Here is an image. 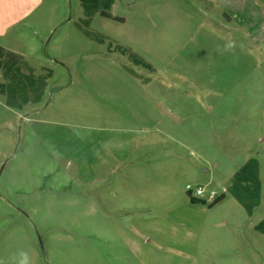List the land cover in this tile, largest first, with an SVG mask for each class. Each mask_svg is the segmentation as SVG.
<instances>
[{"label":"rangeland","instance_id":"374dc122","mask_svg":"<svg viewBox=\"0 0 264 264\" xmlns=\"http://www.w3.org/2000/svg\"><path fill=\"white\" fill-rule=\"evenodd\" d=\"M204 7L113 0L123 21L87 28L79 0L0 8V46L51 72L39 102L0 95V264H264V55L240 37L213 52ZM250 157L261 191L247 216L227 189ZM186 186L224 199L193 204Z\"/></svg>","mask_w":264,"mask_h":264},{"label":"trees","instance_id":"16d2710c","mask_svg":"<svg viewBox=\"0 0 264 264\" xmlns=\"http://www.w3.org/2000/svg\"><path fill=\"white\" fill-rule=\"evenodd\" d=\"M79 3L84 15L79 23L84 28L90 25L91 18L96 14L108 20L123 21L122 18L112 15L110 12L113 0H79ZM92 38L100 44L105 40V36L101 34H94ZM107 51L126 55L132 64L148 70L151 69L148 62L129 48L118 45L111 48L110 43H108ZM43 70L44 73L37 75L36 70L27 63L22 55L0 46V76L2 79V82H0V95L5 96L6 104L21 108L27 103L39 102L46 81L51 76L50 70L42 68ZM227 191L243 207L246 214L250 215L252 213L260 198V180L256 159L250 158L238 168L233 174ZM186 195L191 203L207 205L208 208L224 199V195L221 194L207 204L202 198L192 197L190 191H186ZM254 229L264 235V219Z\"/></svg>","mask_w":264,"mask_h":264},{"label":"crops","instance_id":"0c3cea01","mask_svg":"<svg viewBox=\"0 0 264 264\" xmlns=\"http://www.w3.org/2000/svg\"><path fill=\"white\" fill-rule=\"evenodd\" d=\"M203 2L205 4V7L203 8V12L204 13L210 12L211 14L208 13V16L212 18L213 22L216 25L217 39L210 43L211 46L213 47L212 48L213 52L220 55L222 51L223 52L230 51L231 44H234V42H236L237 40V37H240L241 40L246 42V43L244 42L243 44L251 43L254 46L252 47L251 45V49L260 47L262 52L261 55L262 56L264 55V7L260 6L255 0H203ZM5 5L7 6V0H0V6H3V8L0 7L1 11L5 12L7 10ZM3 15L4 14L0 12V19L2 18ZM230 35H232V37ZM222 56H230V54L222 55ZM262 76H264V71L262 72ZM262 141H264V138ZM250 158L256 159L255 157H250ZM248 159H246L241 165H243ZM238 168L234 171V173L238 170ZM258 173H259V162H258ZM260 191H261V183H260ZM259 204H260V198L258 205L253 208V211L255 208L259 206ZM252 213L248 215L245 212L247 216H251ZM263 219L264 217H262L253 226V229Z\"/></svg>","mask_w":264,"mask_h":264},{"label":"built area","instance_id":"2783aa9c","mask_svg":"<svg viewBox=\"0 0 264 264\" xmlns=\"http://www.w3.org/2000/svg\"><path fill=\"white\" fill-rule=\"evenodd\" d=\"M186 191H190L191 192V189L189 186H186ZM202 194H203V191L201 188H196L195 191H194V196L192 197H195V198H203L202 197Z\"/></svg>","mask_w":264,"mask_h":264}]
</instances>
